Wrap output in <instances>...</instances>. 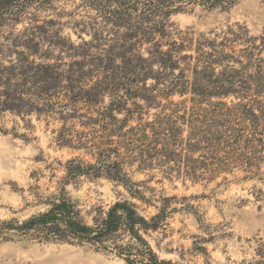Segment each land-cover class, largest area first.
Returning <instances> with one entry per match:
<instances>
[{
	"label": "trees",
	"instance_id": "trees-1",
	"mask_svg": "<svg viewBox=\"0 0 264 264\" xmlns=\"http://www.w3.org/2000/svg\"><path fill=\"white\" fill-rule=\"evenodd\" d=\"M233 4L81 0L66 12L56 0H0V119L10 113L60 122V146L87 150L94 161H67L49 209L23 222L0 220V238L90 246L128 264H173L161 260L147 238L165 229L173 212L168 203L175 198H165L149 218L137 204L119 200L105 212L93 210L88 222L67 187H78L83 179H107L151 204L128 167L136 164L169 180L193 182H212L236 169L249 178L261 176L264 38L236 24L194 46L193 39L179 38L171 22L173 14L196 7L230 10ZM65 16L71 22L61 23ZM66 25L76 41L62 35ZM187 93L192 95L190 107L169 101ZM228 97L238 102L229 106L222 101ZM130 99H141L159 112L143 123L144 108L134 103L137 111H132ZM135 113L140 122L129 126ZM75 121L83 130L70 125ZM259 255L260 260L248 264H264V253Z\"/></svg>",
	"mask_w": 264,
	"mask_h": 264
},
{
	"label": "rangeland",
	"instance_id": "rangeland-1",
	"mask_svg": "<svg viewBox=\"0 0 264 264\" xmlns=\"http://www.w3.org/2000/svg\"><path fill=\"white\" fill-rule=\"evenodd\" d=\"M81 0H56V6L72 12ZM234 2L230 10L216 8L171 16L173 29L179 38L193 39L196 46L200 38L214 39L228 27L246 26L252 36L264 38V0H224ZM43 18V16H42ZM82 19L74 16L73 20ZM71 22L68 16L60 19ZM22 26H18L20 30ZM63 36L77 40L71 25L64 26ZM149 85L152 84L150 81ZM192 95H174L169 101H185L192 106ZM219 99H213L217 102ZM229 106L238 102L234 97L222 99ZM163 104L168 101L163 100ZM109 103V99L105 100ZM144 110L143 123L152 121L159 112L146 108L141 99H130ZM135 113L129 126H137ZM126 114L118 115L123 120ZM0 220H24L49 209V202L58 192L65 176V165L71 159L93 163L87 150L62 147L57 141L62 123L47 122L36 116L21 118L10 113L0 119ZM77 130H83L75 121ZM139 189L152 203L134 199L124 186L107 179H83L78 187L70 185L67 191L79 203L82 214L91 222L90 213L104 212L119 200L137 204L146 217L154 216L165 198H175L168 203L171 212L165 229L152 233L147 239L161 260L173 264H248L260 260L264 253V166L260 177L249 178L242 170L223 173L212 182H193L189 179L164 178L158 170H140L136 164L127 168ZM0 264H128L116 254L96 250L90 246L60 243H39L15 236L12 240L0 238Z\"/></svg>",
	"mask_w": 264,
	"mask_h": 264
}]
</instances>
